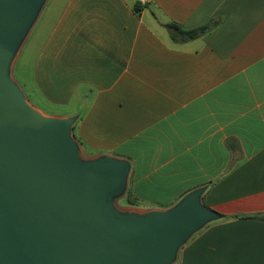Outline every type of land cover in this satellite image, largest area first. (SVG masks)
<instances>
[{"label": "crops", "instance_id": "obj_1", "mask_svg": "<svg viewBox=\"0 0 264 264\" xmlns=\"http://www.w3.org/2000/svg\"><path fill=\"white\" fill-rule=\"evenodd\" d=\"M52 7L41 36L36 10L15 59L22 81L14 80L32 109L71 122L83 168L125 165L120 198L133 205H119L120 217L145 220L199 192L200 206L225 219L192 233L177 264H264V0ZM170 24L212 28L180 42ZM36 96L62 113L44 114Z\"/></svg>", "mask_w": 264, "mask_h": 264}, {"label": "water", "instance_id": "obj_2", "mask_svg": "<svg viewBox=\"0 0 264 264\" xmlns=\"http://www.w3.org/2000/svg\"><path fill=\"white\" fill-rule=\"evenodd\" d=\"M41 1L0 0V264H170L215 219L199 192L145 220L121 218L110 198L125 165L76 173L71 122L32 109L4 75Z\"/></svg>", "mask_w": 264, "mask_h": 264}, {"label": "rangeland", "instance_id": "obj_3", "mask_svg": "<svg viewBox=\"0 0 264 264\" xmlns=\"http://www.w3.org/2000/svg\"><path fill=\"white\" fill-rule=\"evenodd\" d=\"M49 1L50 0H42L40 2V5H39L38 11H37L38 14L36 13L38 16L40 15V17L38 18V21H37V24H36V27H35V32H34L35 36H41L43 33H45L47 31V28L50 26V24L52 23V21L54 19L55 8L54 7L49 8ZM36 14H35V16H36ZM33 19H34V17H33ZM33 19L30 21L29 25L27 26V28L24 31V34L22 35L21 39L18 41L16 47L14 48V50L12 52V55H11V58L8 60V62L6 64V69H5V72H4L5 73L4 75H5L6 79H8L13 85H15V87L18 89V91H20V90H19V87L17 86L15 80L19 84L21 83L22 80H21L19 74L16 75V73H15V76H13V74L15 72V59H16L18 53H19L20 47L22 46V44H23V42H24V40H25V38L27 36V32L30 29V25L33 22ZM30 50H31V47L29 48V51ZM27 56H28V46H27V48L25 50V62H22V67L23 68H25ZM25 74H26V72H25ZM14 78H15V80H14ZM24 93L26 94L25 91H24ZM36 98H37V100H36V104L35 105H37L44 114L55 115V114H58V113H62V111L59 110L57 107H50L48 104H44L43 100L41 99L40 96H36ZM69 138H70L71 141L74 142V137H73V134H72L71 130H70ZM85 161L86 160H81L80 163H79V161L78 162L74 161V165L73 166H74V171L76 173H80L82 171L83 164H84ZM117 194H118V198L117 197H113L110 200V205L114 209L113 211L116 213V215L122 216L125 213V209H123L120 206L121 205L124 206L126 201L125 200H121V198H120V196L122 195V191H120ZM211 222H214V221L212 220V221H209V222L205 223L203 225V227H205L207 224H210ZM187 240L188 239H186L183 243H185ZM177 251H178V249L176 250L174 258L172 259L170 264H177Z\"/></svg>", "mask_w": 264, "mask_h": 264}, {"label": "trees", "instance_id": "obj_4", "mask_svg": "<svg viewBox=\"0 0 264 264\" xmlns=\"http://www.w3.org/2000/svg\"><path fill=\"white\" fill-rule=\"evenodd\" d=\"M136 10L138 11V7H136ZM213 26H216L217 23H212ZM166 27L170 30L171 32V38L173 41H180V42H185V41H188V40H192V39H195L199 36H202L204 35L205 33H207L212 27L211 25H206V26H203V27H200L198 29H194V30H190V31H182L180 30L177 26L173 25V24H170V25H166ZM127 204H132L133 203L128 199L126 201ZM209 212H211L215 219L214 220H218V221H221V220H224L225 217L218 214L217 212H215L214 210H211L210 208H206ZM258 217H261L264 219V216L261 215V216H258Z\"/></svg>", "mask_w": 264, "mask_h": 264}]
</instances>
